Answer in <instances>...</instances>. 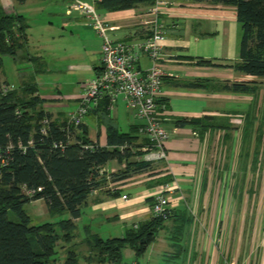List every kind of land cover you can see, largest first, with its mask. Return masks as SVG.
<instances>
[{
	"label": "crops",
	"instance_id": "0c3cea01",
	"mask_svg": "<svg viewBox=\"0 0 264 264\" xmlns=\"http://www.w3.org/2000/svg\"><path fill=\"white\" fill-rule=\"evenodd\" d=\"M72 1L92 7L107 25L100 31L92 17L76 11L69 26L82 39L81 50L89 59L70 66L77 72L68 68L64 83L58 79L63 74L61 67L48 65L46 78L51 80L39 84L29 78L18 91L30 95L28 89L34 88L38 108L50 113L53 120L68 122L70 109L76 107L86 83L102 68L105 40L137 43L159 24L166 38L159 60L164 76L157 108L169 138L166 159L151 161L147 168L121 179L114 174L125 171L129 162L147 161L150 142L142 121L123 99L108 110L103 103L87 114L84 124L93 143L108 146L110 124L122 132L135 130L136 139L130 158L113 159L100 168V185L89 194L81 217L75 220L73 242L60 247L65 250L63 255L77 244L92 249L88 241L94 235L104 239L123 236L127 229L153 216L152 199L164 193L172 216L143 255L146 261L140 263L134 250L128 251L132 264H264V76L234 67L243 36L237 7L215 0H155L119 10L103 7L101 0ZM30 2L33 0H7L0 6V12L15 13L11 7L22 4L19 14L29 27L28 41L32 22L24 11ZM141 65L147 69L151 60L143 56ZM1 77L10 82L3 71ZM194 81L208 82V86L183 84ZM234 83H246L256 91L225 88ZM65 88L69 92L64 93ZM203 117L211 124L203 132L193 125L175 124L178 118ZM40 201L48 213L45 200ZM68 218L70 214L61 219Z\"/></svg>",
	"mask_w": 264,
	"mask_h": 264
},
{
	"label": "trees",
	"instance_id": "16d2710c",
	"mask_svg": "<svg viewBox=\"0 0 264 264\" xmlns=\"http://www.w3.org/2000/svg\"><path fill=\"white\" fill-rule=\"evenodd\" d=\"M215 1L235 5L242 24L240 58L234 67L249 75L264 76V0ZM154 2L101 0L100 4L108 9L122 10ZM28 28L21 14L0 12V70L4 55L16 57L28 42ZM183 84L208 86L204 81ZM225 88L247 93L256 91V87L246 83H234L232 87L225 85ZM33 89H28L30 95L33 93L30 98L21 97L17 88L6 94L0 93V151L10 159L8 166L0 167V264H48L58 254V247L73 242L75 220L81 217L89 194L100 185L97 180L100 168L113 159L122 161L133 155L135 130L122 132L110 124L108 146L93 143L84 123L76 128L69 121L53 120L50 113L38 108L40 100ZM103 103L108 110L109 101L105 100L94 111ZM175 124L193 125L202 132L211 126L206 117L178 118ZM44 126L47 133L42 132ZM150 162H129L125 171L114 175L126 178L130 172L147 168ZM32 189H36V193L31 195L28 192ZM38 198L45 200L53 215L68 211L70 218L34 223L25 206ZM9 212H13L17 220H11ZM169 219L153 215L127 229L123 236L107 239L91 236L88 242L96 252L90 257L95 259L98 255L99 263H120L127 246L137 257L143 256ZM79 263V253L68 249L64 264Z\"/></svg>",
	"mask_w": 264,
	"mask_h": 264
},
{
	"label": "built area",
	"instance_id": "2783aa9c",
	"mask_svg": "<svg viewBox=\"0 0 264 264\" xmlns=\"http://www.w3.org/2000/svg\"><path fill=\"white\" fill-rule=\"evenodd\" d=\"M160 2H164V0H160ZM73 9L80 11L85 16L92 17L95 20V26L100 31H103L107 26L98 19L94 9L84 2L75 1L69 11ZM165 38L166 33L163 27L158 24L150 35L137 43L106 39L102 46V68L86 83L75 109L69 113V123L78 128L80 124L84 123L87 114L96 110L102 101H109V107L112 108L118 100L123 99L129 109L143 123L142 130L150 142L147 161L166 159V141L169 138V133L163 125L157 108L164 76L159 60L163 53ZM143 56H147L151 60V65L147 69L141 65ZM15 88L12 84L3 83L0 93L6 94ZM45 122L47 121L45 120ZM45 127H43V133H47ZM10 148L11 146L8 147V149ZM9 161L6 153L0 151V167L8 166ZM169 188L170 184L166 189ZM28 193L32 195L36 193V189L30 190ZM123 197L126 198L127 195ZM152 212L154 216L165 219L172 216L169 198L166 194L161 193L153 197Z\"/></svg>",
	"mask_w": 264,
	"mask_h": 264
},
{
	"label": "rangeland",
	"instance_id": "374dc122",
	"mask_svg": "<svg viewBox=\"0 0 264 264\" xmlns=\"http://www.w3.org/2000/svg\"><path fill=\"white\" fill-rule=\"evenodd\" d=\"M35 1V2H34ZM7 0H0V6H3ZM75 1L72 0H33L29 6L25 9L24 13L30 19L31 23V37L23 48H21L16 57L12 55H4L3 65L0 70V84L2 81V71L5 74L9 84L14 85L17 89L21 87V82L25 80H32L34 83L44 84L51 78H46L49 74L47 72L48 65L52 68L57 65L61 67L62 76L59 82L64 83L66 77L69 76L68 68L74 64H78L79 61H85L89 59L88 55L82 51V39L79 38L77 33H71L73 30L72 25L75 21L74 16L78 14V10H74L72 15L66 14L69 8ZM22 4L18 3L16 6H12L10 11L18 13L21 11ZM64 28H68L64 30ZM66 31V32H65ZM75 74L77 69H70ZM34 90V89H33ZM64 93L69 92L68 88H65ZM84 89L81 91L82 96ZM21 97L30 98L31 95L22 92ZM35 93V92H34ZM74 105L70 111L74 110ZM143 126V125H142ZM26 211L32 215L34 223H43L45 221H56L63 218L65 215H69V212L57 213L53 215L48 212L45 213L46 206L44 202L40 201V198L31 200L25 206ZM9 218L11 220H17L13 212H9ZM80 235L83 237V229L81 226ZM77 233V232H76ZM79 234V233H78ZM79 241V240H78ZM76 241V242H78ZM127 251H124L123 260L120 263H99L97 257H95L94 263L91 262L92 258L90 254H94L96 251L91 249L87 244H77L73 250H76L80 255L79 264H132V257H129L128 251H132L130 247H127ZM58 254L51 258L48 264H64L66 255L64 256L60 247H58ZM147 256L137 257L139 262L145 260ZM164 260V256L160 257ZM145 264V263H144ZM152 264V263H151Z\"/></svg>",
	"mask_w": 264,
	"mask_h": 264
}]
</instances>
